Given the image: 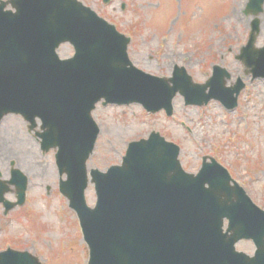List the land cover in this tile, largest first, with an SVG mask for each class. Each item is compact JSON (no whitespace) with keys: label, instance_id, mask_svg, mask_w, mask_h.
I'll return each mask as SVG.
<instances>
[{"label":"water","instance_id":"water-1","mask_svg":"<svg viewBox=\"0 0 264 264\" xmlns=\"http://www.w3.org/2000/svg\"><path fill=\"white\" fill-rule=\"evenodd\" d=\"M263 5L250 0L247 14H261ZM260 31L256 18L237 56L254 78H264V47L255 46ZM67 42L76 53L61 59L57 51ZM129 43L79 0H0V121L22 116L43 152L55 150L59 173L66 175L60 189L79 219L87 264H264V210L213 158L204 157L198 174L188 173L180 147L154 132L130 143L121 165L91 169L90 179L98 103H138L172 115L181 94L188 105L216 99L234 109L245 87L241 80L227 87L231 75L221 66L205 84L195 83L184 67L170 78L148 74L131 61ZM89 182L98 197L94 206L85 196ZM11 185L18 201L5 198ZM27 187L28 177L15 167L10 180H0L5 214L25 204ZM243 239L254 242V255L237 250ZM0 264L44 263L8 248L0 252Z\"/></svg>","mask_w":264,"mask_h":264},{"label":"rangeland","instance_id":"rangeland-1","mask_svg":"<svg viewBox=\"0 0 264 264\" xmlns=\"http://www.w3.org/2000/svg\"><path fill=\"white\" fill-rule=\"evenodd\" d=\"M6 1V0H5ZM131 38L129 56L136 67L159 77L172 76L175 66L185 67L195 82L205 83L213 66L225 67L232 75L228 86L241 78L246 88L238 106L227 110L218 101L205 106L186 105L184 97L174 99V114L148 113L140 104L101 103L93 117L101 132L89 169L106 171L121 164L131 141L160 132L181 147L183 167L197 173L204 155L215 157L264 209V79H252L236 59L246 45L251 22L256 18L242 11L244 21L228 23L236 0H79ZM261 32L257 47L264 46V11L257 16ZM61 58L73 56L64 44ZM210 88L206 94H209ZM29 178L24 205L8 214L0 203V251L12 248L29 251L44 264H87L89 251L78 217L60 189L55 151L44 153L28 123L19 115H8L0 123V180L11 178V167ZM65 178V177H64ZM5 195L17 201L16 187ZM86 198L96 202L94 185ZM237 249L253 255L254 243L241 240Z\"/></svg>","mask_w":264,"mask_h":264},{"label":"bare ground","instance_id":"bare-ground-1","mask_svg":"<svg viewBox=\"0 0 264 264\" xmlns=\"http://www.w3.org/2000/svg\"><path fill=\"white\" fill-rule=\"evenodd\" d=\"M245 5L246 2L241 0H236V7H234V10L226 18L228 23H232L233 21H235L237 25H240L241 22L244 21V18L242 16V11L244 10Z\"/></svg>","mask_w":264,"mask_h":264}]
</instances>
